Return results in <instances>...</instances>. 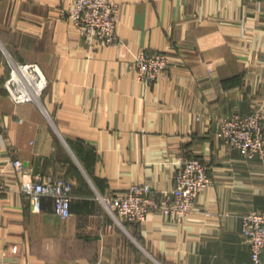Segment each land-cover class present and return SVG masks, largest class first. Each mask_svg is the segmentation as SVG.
Here are the masks:
<instances>
[{"label":"crops","instance_id":"0c3cea01","mask_svg":"<svg viewBox=\"0 0 264 264\" xmlns=\"http://www.w3.org/2000/svg\"><path fill=\"white\" fill-rule=\"evenodd\" d=\"M111 1L118 43L90 47L66 16L71 0H0V264H255L242 224L264 211V160L216 132L237 113L264 118V0ZM143 52L167 54L166 77L139 80ZM8 56L40 66L41 104L12 99ZM181 154L209 168L195 212L122 228L100 197L173 189ZM49 176L74 182L66 219L53 198L36 210L20 192Z\"/></svg>","mask_w":264,"mask_h":264},{"label":"built area","instance_id":"2783aa9c","mask_svg":"<svg viewBox=\"0 0 264 264\" xmlns=\"http://www.w3.org/2000/svg\"><path fill=\"white\" fill-rule=\"evenodd\" d=\"M75 29L90 47L117 45L119 5L111 0H71L65 9ZM9 76L5 88L16 103L41 104L49 81L40 66L21 63L8 56ZM138 78L146 84L166 77L169 60L166 53H141L136 59ZM216 137L232 148L240 150L248 159L264 160V118L260 111L247 115L234 114L225 118ZM16 170L23 171L21 160L14 162ZM175 187L158 195L149 184L133 185L110 198L100 197L104 207L122 227L139 225L153 211L184 221L195 212L199 195L211 183L209 168L199 157L181 154L176 160ZM74 182L65 176H49L45 180L25 179L20 192L29 198L36 210L41 209L42 198L55 202V213L66 219L71 215ZM8 190V183L0 173V196ZM242 234L248 242L255 264H264V211H252L243 216Z\"/></svg>","mask_w":264,"mask_h":264},{"label":"rangeland","instance_id":"374dc122","mask_svg":"<svg viewBox=\"0 0 264 264\" xmlns=\"http://www.w3.org/2000/svg\"><path fill=\"white\" fill-rule=\"evenodd\" d=\"M236 149V148H235ZM243 154V153H242Z\"/></svg>","mask_w":264,"mask_h":264}]
</instances>
